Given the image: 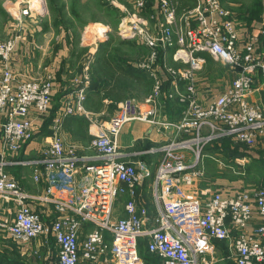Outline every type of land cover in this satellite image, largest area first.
Wrapping results in <instances>:
<instances>
[{"label": "built area", "instance_id": "1", "mask_svg": "<svg viewBox=\"0 0 264 264\" xmlns=\"http://www.w3.org/2000/svg\"><path fill=\"white\" fill-rule=\"evenodd\" d=\"M24 3L7 0L10 35L0 40V202L9 214L0 217V233L27 243L39 237L46 243L52 240L57 253L50 264H143L142 239L160 264H218L216 242L221 240L230 241L235 264L263 263L264 187L194 192L203 179L198 167L205 145L228 137L253 148L264 134V109L250 99L259 82L264 83V23L242 39L237 18L221 0H196L182 14L174 0H159L162 21L155 30L142 13L146 0H134L132 12L119 4L126 11L119 20V37L150 50L149 60L139 67L154 79L151 92L142 100L126 98L110 120L95 123L98 130L89 148L96 155L79 154L75 144L66 146L60 135L62 118L88 113L84 102L92 54L74 80L75 95L54 117L40 156L25 158L27 144L50 115L54 77L32 72L29 63L15 69L20 49L25 52L26 45L35 43L33 24L42 23L47 9L45 0ZM107 28L92 30L91 37L106 40ZM160 54H171L176 62L163 64L168 89L161 72L154 69ZM205 54L236 73L230 86L209 102L200 97L198 79L207 63ZM163 98L185 105L180 120L163 118ZM131 121L148 122L169 136L161 146L146 151L161 154L155 177L157 226L138 197V186L151 175L148 165L131 160L133 153L118 142ZM96 158L100 161L91 162ZM14 164L31 167L36 183L46 181L45 191L39 195L26 190L7 169ZM122 195L127 196L125 214L117 217L115 206ZM35 201L52 205L54 218L44 220L31 206ZM86 224L93 228L81 240Z\"/></svg>", "mask_w": 264, "mask_h": 264}, {"label": "crops", "instance_id": "2", "mask_svg": "<svg viewBox=\"0 0 264 264\" xmlns=\"http://www.w3.org/2000/svg\"><path fill=\"white\" fill-rule=\"evenodd\" d=\"M174 1L177 5V11L179 14H182L185 11L193 8L196 2V0ZM229 3L230 4L227 6L237 18L242 37L244 36L243 32L247 33V31H245L246 25L243 23V20H247V18L250 21L255 20V22L253 21L252 26H249V31L252 29H257L262 23H264V0H261V4H258V8H248L249 10L241 9V6H237L236 4L232 5L231 2ZM119 4L126 8V11L129 12H132L136 9L134 0H119ZM158 5L159 0H146V6L142 10L144 16L151 20V26L155 30L160 28L159 25L162 21V15L159 13ZM126 11L119 7V20L126 13ZM246 11L248 12L246 13ZM242 12L244 15L241 14ZM96 22L104 24L103 21ZM68 31L71 34L68 35ZM52 32L55 33L57 41L62 42V44L54 47V50H58V54H54L56 58L53 55L51 56L54 51L52 49V51L48 49L41 50L42 47L40 46L39 51L34 53L33 50L35 47L26 45L23 48L25 53L22 51V49H20L15 62V66L21 69L24 67V64L30 61V58H32L33 62L38 68L35 70V72H38L39 74L51 73L53 75L54 98H59L61 96L60 101L58 102L59 107L57 105L54 106V109H51L50 115L44 120L42 126H40V129H38V131L35 133L38 134V137L34 138L27 144V153L24 154L23 157L37 158L40 156L41 150L47 145L46 138L51 136L53 131L51 129L50 133L47 134L44 132L47 129H43V127L45 128V125L49 122V120H51L50 123L53 124V119L58 114L59 109L64 101H66L72 95H75L76 89L74 80L76 77L82 75L83 65L86 60L92 56V54H94L95 59L92 63L91 81L87 89V98L84 102V107L88 113L70 115L77 117L85 116L90 121L82 130L84 132L81 133V130L77 128V123H67L65 118L69 116L63 117L61 120L60 135L66 146L72 143H77L81 147L82 143H85V148H82H84L86 152H83L82 154L96 155L94 150H87L90 149L89 144L94 136V133L98 130V125L95 123L99 124L100 122H107L110 120V118L117 112L120 102L126 98L137 97V99L142 100L151 92L154 86V79L151 76L150 71L141 69L139 67L141 62H147L149 60L150 50L147 46L140 44L137 41L119 38V43H122L119 45V52H112L111 50L114 48L110 46V39L108 38L104 44L102 43V46L94 45L91 48L92 50H86L87 54L83 55L81 60L77 61L78 51L75 46L77 44L75 43V45H73V36H75L77 33L74 31L72 32V27H70V29L68 27L67 29L62 30L61 28L59 30L52 29ZM32 39L35 41L33 36ZM66 39L69 40L68 43H66ZM127 41H131L133 44L127 46V44H125ZM50 51L51 53H48ZM90 52L92 53L90 54ZM205 56L207 57L206 66L211 58L215 59L212 56L210 57L208 54H205ZM166 62L171 65H176V62L174 61L171 54H166L164 56L160 54L154 69L161 72L166 82L165 87L168 89L170 88V80L163 67V64ZM215 67L216 66L212 64L210 66V71H213ZM67 72L71 73V79H68ZM225 74L228 75V82L223 84L227 85H225L226 87L223 89L220 88L222 83L220 84L217 82L219 79H212L213 82L211 83V88H205L207 85L203 86L204 88H201L200 97L205 102L212 101L218 97L228 86H230L233 79L236 77V73L230 69H227ZM198 79L200 84H202L200 76ZM223 81H225V78H223ZM72 88L73 90L70 91ZM68 90L70 92H68ZM60 91L64 92L60 93ZM250 99L252 102L259 104L264 109V83L262 81L259 82L258 87H256V89L252 92ZM162 100L164 109L163 118L172 122H177L180 120L182 118L185 105L179 102L177 99L167 100L163 98ZM164 102H166L165 105ZM50 127L52 128V126ZM39 136H43L42 139L44 141L42 143L38 141ZM174 136L175 134L173 137ZM176 136L179 135L176 134ZM167 140H169L167 132L159 133L150 123L145 121H131L127 123L118 138L119 145L124 150L133 153L130 157L131 160L144 161L148 165L147 167L151 172V175L143 179L138 186V197L146 204L150 214L153 215L154 219L152 220V223L153 225L155 224L154 226L159 224L158 208L156 203L155 177L161 154H150L146 151L152 146H161L167 142ZM256 147L257 150L252 152L254 157L257 155V153H264V134L259 136ZM98 161L100 160L97 158L91 160V162ZM7 169L9 173L14 176L29 192L41 195L45 191L46 181L43 179L41 182L36 183L33 179V169L31 167L14 164L8 166ZM210 186H212L210 183H206L205 181L203 182V180L198 181L195 186L194 193L201 195L202 191ZM126 200V195H122L119 198V203L118 205L116 204L115 208L117 217L123 216L125 214L124 206ZM6 206L7 205L1 204L0 202V217L9 215ZM31 206L33 209L39 211L42 214L44 220L50 221L52 218H54L55 213L53 212L52 205H49L46 202L35 201L31 202ZM92 228V224L85 225L81 235V240L84 239L86 233ZM53 243L54 242L52 240L46 243L43 237L36 238L30 243L20 242L0 233V264H34V262L37 264V259H39L40 264H47L50 259H55V255L57 253V247L53 248ZM216 244L218 248V264H235L234 260L232 259V251L229 246L230 241L221 240L217 241ZM144 249L146 252L145 254H143V250H141L140 241V255L142 256L143 264L161 263V259L157 255L151 254L147 251L146 245ZM31 260L35 261L31 263ZM86 264L91 263L87 262Z\"/></svg>", "mask_w": 264, "mask_h": 264}, {"label": "rangeland", "instance_id": "3", "mask_svg": "<svg viewBox=\"0 0 264 264\" xmlns=\"http://www.w3.org/2000/svg\"><path fill=\"white\" fill-rule=\"evenodd\" d=\"M10 1L14 3L17 2V0H10ZM24 1H25L24 4H26V1L28 0H24ZM221 1L224 4V6L229 5L230 4L229 2H231L232 5L236 4L237 6H241L242 7L241 9H245V10L246 9L249 10L248 8L250 9L258 8L259 6L258 4L261 3V0H221ZM45 2L47 9H46V14L43 17L42 23L33 24L37 30V32L33 35V38L35 39V43L33 44V46L36 49L33 50L34 53L39 51L40 49L36 47V45L41 46L42 47L41 50L43 49L54 50V47L58 46L59 44H62L61 41H57L55 33L52 32V29L59 30L61 28L62 30V29H67L68 27L69 29L70 27H72V32L74 31L77 33L76 35L74 34L75 36H73V43H74L73 45H75V43L77 44L75 45L78 51L77 61L81 60L82 56L87 54L86 50L88 51L92 50L91 48L94 46L96 42H98L99 45L103 43V41L100 42V39L91 37L93 34L91 31L97 29L102 30L104 29V27H108L107 28L108 38L110 39L109 44L112 48H114L111 51L119 52V45L122 44L121 42L119 43L121 39L119 37V0H45ZM247 12L248 11H246V13ZM241 14L244 15L243 12ZM32 20L34 19H31L30 22ZM11 21H12V15L8 10L7 0H0V40H5L10 35L9 26ZM96 21H103L104 24L98 23ZM253 21L255 22V20L250 21L248 18L247 20H243V23L246 25L245 31H247V33L243 32L244 36L242 37V39H245V37L248 35L249 26L250 25L252 26ZM86 29L89 30V33H85ZM69 34L71 33L68 31V35ZM108 38L106 40H108ZM106 40L104 41L106 42ZM131 40L133 41L134 39ZM68 42L69 40L66 39V43ZM125 44H127L128 46L133 44V42L127 41L125 42ZM51 51L48 53H51ZM91 53L92 52H90V54ZM54 54L56 55L58 54L57 49L53 51L51 56L52 55L55 56ZM26 63H29L32 72L38 69L37 65L33 62L32 58H30V61ZM212 64H214L216 67L213 69V71L212 70L210 71V66ZM15 69L20 70V68L17 66H15ZM227 69L232 70L231 68H229V66L225 65L221 61L211 58L208 61L205 70H203L199 75L202 83L201 88H204L203 86L206 85L207 86L205 88L207 89L211 88V83L213 82L212 79H219L217 82L220 84L222 83L221 84L222 86L220 88L223 89L224 87H226L227 85L225 84L226 85L225 86L223 84L228 82V75L225 74V71ZM67 74L69 79L71 77V73L67 72ZM223 78H225V81H223ZM72 90L73 88L70 91ZM70 91L68 90V92ZM62 92L64 91H60V93ZM60 97L54 98L52 109H54V106L58 105V102L60 101ZM165 104L166 102H164V105ZM163 110L164 109L162 108V111ZM50 122L51 120H49V122L46 123L45 128L43 127V129H47L44 131L47 134H49L50 130L52 129L50 126H52L53 124H51ZM37 135L38 134H36L35 138L38 137ZM42 137L43 136H39L40 140L38 139V141L41 143L44 141ZM184 137L186 138L187 135H185ZM72 144L76 145L79 154L86 152V150L84 149L86 146L85 143L84 144L82 143L81 147L77 143H72ZM236 145L237 144H232L231 148L237 147ZM245 147L248 149L249 152H253L257 150L256 145L253 148H248L247 146ZM228 148L229 147L219 146V147H209L208 149L205 148L203 149L200 159V166L198 167L199 171L201 172L203 182L205 181L206 183H210L212 185L210 186L212 190L227 189L226 190L227 192L229 191L233 192L235 190L241 188H248L251 186H258V185L264 186V153L263 154L257 153V155L254 157L250 153L248 154L247 152L241 153V151L244 150L243 148L240 149L241 151L239 153H233L235 149L228 150ZM87 150L92 151L91 149H87ZM118 203H119V199L117 200L116 204L118 205ZM144 241H141L142 244L141 250H143V254L146 253L144 249L145 248ZM53 248H56L55 243H53ZM34 261L35 260H31V263H33ZM51 261L53 260L50 259L49 262H47V264H50ZM36 263L40 264L39 259L36 260ZM81 264H86V262H82Z\"/></svg>", "mask_w": 264, "mask_h": 264}, {"label": "trees", "instance_id": "4", "mask_svg": "<svg viewBox=\"0 0 264 264\" xmlns=\"http://www.w3.org/2000/svg\"><path fill=\"white\" fill-rule=\"evenodd\" d=\"M104 43H105V41L103 42V44ZM103 44L101 43L100 46H102ZM65 120H67V123H70V122L77 123V128L81 130L80 131L81 133L84 132L82 130L84 129L85 125H87L89 123V121H90L85 116H80V117H77V116H69V117H66ZM232 144H237L236 145L237 147L231 148ZM219 146L229 147L228 150H231V149L234 150L235 149V151L233 153H239L241 151L240 149L243 148L244 150H242L241 153L247 152L248 154L250 153L253 156L252 152H249L248 149L245 147L246 146L245 144L240 143V142H234V141L232 142V139H230L228 137H223V138H221V139H219L217 141H213L211 143H208L207 145H205L204 148L205 149H208L209 147H219ZM210 149H212V148H210ZM245 149H247V150H245ZM258 186H262V185H258ZM144 240L142 239L141 241H144ZM144 243H146V240L144 241ZM263 263H260V264H263Z\"/></svg>", "mask_w": 264, "mask_h": 264}]
</instances>
